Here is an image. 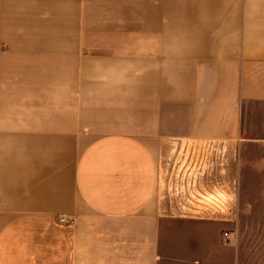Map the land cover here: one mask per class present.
Returning a JSON list of instances; mask_svg holds the SVG:
<instances>
[{
  "label": "crops",
  "instance_id": "crops-1",
  "mask_svg": "<svg viewBox=\"0 0 264 264\" xmlns=\"http://www.w3.org/2000/svg\"><path fill=\"white\" fill-rule=\"evenodd\" d=\"M242 237L264 0H0V264H244Z\"/></svg>",
  "mask_w": 264,
  "mask_h": 264
},
{
  "label": "rangeland",
  "instance_id": "rangeland-1",
  "mask_svg": "<svg viewBox=\"0 0 264 264\" xmlns=\"http://www.w3.org/2000/svg\"><path fill=\"white\" fill-rule=\"evenodd\" d=\"M66 218V221L63 222L64 226L74 224L75 218L73 216H66ZM241 240L242 245H245L244 264H264V237H242Z\"/></svg>",
  "mask_w": 264,
  "mask_h": 264
},
{
  "label": "built area",
  "instance_id": "built-area-1",
  "mask_svg": "<svg viewBox=\"0 0 264 264\" xmlns=\"http://www.w3.org/2000/svg\"><path fill=\"white\" fill-rule=\"evenodd\" d=\"M66 219H67L66 216H64V215H59L57 221H58L59 224H62V225H63V222H65ZM223 235H224L225 237H227L228 233H227V232H224Z\"/></svg>",
  "mask_w": 264,
  "mask_h": 264
}]
</instances>
